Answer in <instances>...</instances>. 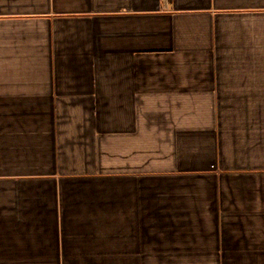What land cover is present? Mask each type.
Wrapping results in <instances>:
<instances>
[{"label":"crops","instance_id":"obj_1","mask_svg":"<svg viewBox=\"0 0 264 264\" xmlns=\"http://www.w3.org/2000/svg\"><path fill=\"white\" fill-rule=\"evenodd\" d=\"M264 264V0H0V264Z\"/></svg>","mask_w":264,"mask_h":264},{"label":"rangeland","instance_id":"obj_2","mask_svg":"<svg viewBox=\"0 0 264 264\" xmlns=\"http://www.w3.org/2000/svg\"><path fill=\"white\" fill-rule=\"evenodd\" d=\"M242 261H243V260H242ZM239 263H240V262H239ZM239 263H237V264H239ZM242 263H243V264H247V263H246V262H244V261H243Z\"/></svg>","mask_w":264,"mask_h":264}]
</instances>
